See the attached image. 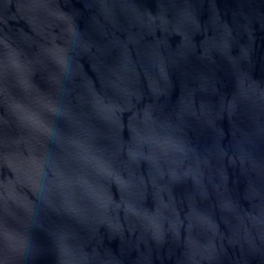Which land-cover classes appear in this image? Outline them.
<instances>
[{
    "label": "water",
    "instance_id": "obj_1",
    "mask_svg": "<svg viewBox=\"0 0 264 264\" xmlns=\"http://www.w3.org/2000/svg\"><path fill=\"white\" fill-rule=\"evenodd\" d=\"M0 264H264V0H0Z\"/></svg>",
    "mask_w": 264,
    "mask_h": 264
},
{
    "label": "snow or ice",
    "instance_id": "obj_2",
    "mask_svg": "<svg viewBox=\"0 0 264 264\" xmlns=\"http://www.w3.org/2000/svg\"><path fill=\"white\" fill-rule=\"evenodd\" d=\"M62 18L66 19V17H62Z\"/></svg>",
    "mask_w": 264,
    "mask_h": 264
}]
</instances>
